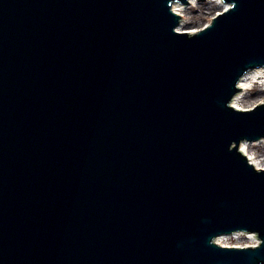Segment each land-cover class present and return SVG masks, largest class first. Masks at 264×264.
I'll return each instance as SVG.
<instances>
[{
	"label": "water",
	"instance_id": "water-1",
	"mask_svg": "<svg viewBox=\"0 0 264 264\" xmlns=\"http://www.w3.org/2000/svg\"><path fill=\"white\" fill-rule=\"evenodd\" d=\"M223 2L0 0V264H264V0Z\"/></svg>",
	"mask_w": 264,
	"mask_h": 264
},
{
	"label": "bare ground",
	"instance_id": "bare-ground-1",
	"mask_svg": "<svg viewBox=\"0 0 264 264\" xmlns=\"http://www.w3.org/2000/svg\"><path fill=\"white\" fill-rule=\"evenodd\" d=\"M199 0H197L196 4ZM206 1H213L220 5L221 8H225L227 4H223L221 0H206ZM193 0H190L186 5H193ZM185 4L175 3L173 4L172 8L173 10L180 14L182 16V24L179 27L180 30H185L189 33L196 32L197 30L193 28H183L182 25L185 23L184 15H185ZM258 79H260L261 82H264V68L261 69H254L250 72H248L239 82V87H242V89L234 96L233 100L231 101L232 105L236 108H242L240 103L243 100V92H246L249 88L252 82H257ZM241 151L249 158L250 162L253 163L257 168H264V158L262 155H257L252 147L251 143L248 142H242L240 145ZM254 232H247V231H235L230 234H220L218 235L213 241L223 247H238V246H246V245H254L258 242L256 239V236L253 235L252 237L255 239L254 241H246L243 244H235L232 242V239L236 238L239 235H248Z\"/></svg>",
	"mask_w": 264,
	"mask_h": 264
},
{
	"label": "rangeland",
	"instance_id": "rangeland-1",
	"mask_svg": "<svg viewBox=\"0 0 264 264\" xmlns=\"http://www.w3.org/2000/svg\"><path fill=\"white\" fill-rule=\"evenodd\" d=\"M196 2L197 0H193V5H183L185 8V23L182 25L183 28L200 29L206 26L212 17L222 9L220 5L213 1L199 0L197 4ZM242 95L243 100L240 103L242 108H250L255 104L264 102V82H261L260 79L257 82H252L250 88L246 92H243ZM251 147L257 155H262L264 158V139L252 143ZM246 241L243 240L241 243Z\"/></svg>",
	"mask_w": 264,
	"mask_h": 264
}]
</instances>
